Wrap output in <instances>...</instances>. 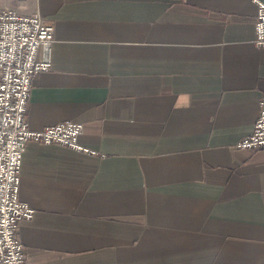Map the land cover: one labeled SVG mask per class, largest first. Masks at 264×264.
I'll return each mask as SVG.
<instances>
[{
    "label": "crops",
    "instance_id": "0c3cea01",
    "mask_svg": "<svg viewBox=\"0 0 264 264\" xmlns=\"http://www.w3.org/2000/svg\"><path fill=\"white\" fill-rule=\"evenodd\" d=\"M0 6L54 22L30 126L81 121L79 140L104 153L27 142L29 264H264V149L234 145L264 107L253 0Z\"/></svg>",
    "mask_w": 264,
    "mask_h": 264
},
{
    "label": "built area",
    "instance_id": "2783aa9c",
    "mask_svg": "<svg viewBox=\"0 0 264 264\" xmlns=\"http://www.w3.org/2000/svg\"><path fill=\"white\" fill-rule=\"evenodd\" d=\"M256 3L255 38L264 47V1ZM54 22L39 11L20 13L0 6V264H29L19 236V223L31 219L35 208L19 195L23 153L29 140L58 143L93 155L103 152L83 144L79 136L83 123L66 119L41 128L29 124V94L32 77L51 67L50 50ZM42 47L47 55L37 59ZM237 148L264 149V107L253 130L242 136Z\"/></svg>",
    "mask_w": 264,
    "mask_h": 264
}]
</instances>
